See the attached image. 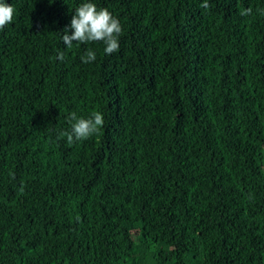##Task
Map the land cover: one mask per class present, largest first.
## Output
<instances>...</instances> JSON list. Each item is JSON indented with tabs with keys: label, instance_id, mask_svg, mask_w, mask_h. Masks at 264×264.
<instances>
[{
	"label": "trees",
	"instance_id": "obj_1",
	"mask_svg": "<svg viewBox=\"0 0 264 264\" xmlns=\"http://www.w3.org/2000/svg\"><path fill=\"white\" fill-rule=\"evenodd\" d=\"M7 2L0 264H264V0H95L112 55L63 45L80 0Z\"/></svg>",
	"mask_w": 264,
	"mask_h": 264
},
{
	"label": "clouds",
	"instance_id": "obj_2",
	"mask_svg": "<svg viewBox=\"0 0 264 264\" xmlns=\"http://www.w3.org/2000/svg\"><path fill=\"white\" fill-rule=\"evenodd\" d=\"M54 2L55 0H49L50 4ZM200 6L207 8L208 0H201ZM250 13L251 9H244L240 14ZM14 16V7L7 0H0V31L13 22ZM122 33L120 20L107 8L98 7L95 0H80L60 38L67 49H71L74 43L77 46L99 43L103 45L105 55H112L120 49ZM57 59L62 61L64 53L58 52ZM80 59L83 64H91L97 59V51L86 48ZM69 123L70 130L59 132L58 139H65L68 145H72L98 133L105 123V118L100 111L92 112L87 117L78 116L73 112Z\"/></svg>",
	"mask_w": 264,
	"mask_h": 264
}]
</instances>
